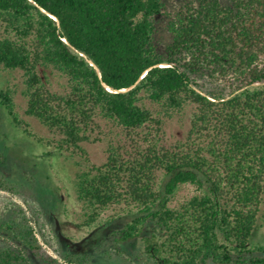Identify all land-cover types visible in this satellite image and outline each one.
<instances>
[{"label":"trees","instance_id":"16d2710c","mask_svg":"<svg viewBox=\"0 0 264 264\" xmlns=\"http://www.w3.org/2000/svg\"><path fill=\"white\" fill-rule=\"evenodd\" d=\"M165 10V0H0V68L24 72L26 115L60 150L85 155L97 117L128 136L148 129L147 147L109 145L105 163L77 175L86 226L128 208L105 225L121 223L118 241L142 246L148 264H264V0L189 3L162 49ZM0 100L22 126L10 92ZM188 108L185 141L168 147L161 135ZM185 185L199 194L174 205ZM85 251L66 258L87 264ZM37 262L60 264L26 217L0 220V264Z\"/></svg>","mask_w":264,"mask_h":264},{"label":"rangeland","instance_id":"374dc122","mask_svg":"<svg viewBox=\"0 0 264 264\" xmlns=\"http://www.w3.org/2000/svg\"><path fill=\"white\" fill-rule=\"evenodd\" d=\"M196 1L165 0L166 10L156 21L157 42L162 49L172 40L168 30L170 21L187 4ZM25 80L22 71H4L0 68V90L10 92L15 110L23 122L22 126L17 127L0 104V220L26 217L35 230L43 253L60 264H76L70 263L66 257L80 255L82 249H86L88 254L87 264H148L142 246L135 242L122 244L118 241L117 231L123 227L121 223L105 225L117 215H126L128 208H110L101 213L97 224L89 227L85 225L87 210L79 202L76 191L77 175L92 165L105 163L109 145L121 143L133 151L134 139L143 148L147 147L143 138L148 129L139 132L140 136H128L116 124L97 117L92 140L82 144L85 155L80 151L60 150L59 135L26 115L28 102L23 95ZM51 83L59 93L66 90L67 80L56 74H52ZM207 85L211 88L217 86ZM152 108L157 112V107ZM192 113L193 108H188L168 123L161 135L168 147L185 141L191 127ZM25 131L30 132L31 136ZM1 185L8 186L13 192L4 190ZM198 194L197 187L185 185L180 189L174 205L178 206Z\"/></svg>","mask_w":264,"mask_h":264}]
</instances>
